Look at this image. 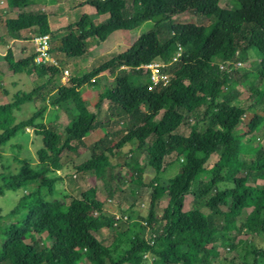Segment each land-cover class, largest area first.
<instances>
[{
  "label": "trees",
  "instance_id": "trees-1",
  "mask_svg": "<svg viewBox=\"0 0 264 264\" xmlns=\"http://www.w3.org/2000/svg\"><path fill=\"white\" fill-rule=\"evenodd\" d=\"M5 1L7 9L15 12L1 18L5 35L48 34L49 53L58 65L33 63L34 52L15 59L7 49L3 56L8 69L34 73L39 80L29 91L18 90L10 101L0 103V147L29 128L40 136L42 146L36 150L37 162L31 163L18 155L21 145L14 144L18 167L0 173V195L23 189L7 213L9 223L0 224V264H214L219 249L233 253L237 243L253 255L251 262L239 264L264 263V245L254 246L231 233L264 236V144L260 141L264 120L259 128H236L247 112L255 113V104L264 103V85L251 88L246 97L236 88L247 79L264 84V0H230L238 2L231 8L221 7L219 0H84L97 14L107 16L94 23L83 14L57 29L50 28L45 10L27 8L34 0ZM181 14L212 19L207 25L175 21ZM147 21L152 26L125 50L61 82L59 54L82 55L89 38L101 42L115 30H134ZM145 37L152 50L147 49ZM178 47L180 55L167 67L172 75L169 82L150 85L149 70L138 66L152 60L168 62ZM254 52L259 56L252 70L239 73L241 56L248 58ZM106 72L112 80L109 86L99 80ZM84 85L100 88L93 106L88 107L81 95ZM45 94H54L50 106L64 102L74 106L76 113L61 132L43 121L45 103L27 118H15L14 110ZM103 104L110 113L105 121L97 118ZM185 122L188 133H179ZM106 124L114 125L109 131L113 145L102 149L99 140H93L88 158L64 163V151H75L89 132ZM130 141L147 154L146 169L136 167L131 155L134 165L124 163L131 167L132 182L151 180L144 215L132 217L131 209L119 214L126 216L122 227L123 219L116 218V212L106 213V200H100L92 187L79 197L64 195L67 200L46 198L62 181L68 164L73 171L98 178L109 165V155ZM214 153L218 156L207 167ZM187 195L202 201L208 212L184 209ZM163 197L167 201L160 207ZM247 208L250 211L238 225ZM216 215L221 222L214 221ZM103 230L112 233L110 244L97 236ZM59 235L67 236L70 244L60 245Z\"/></svg>",
  "mask_w": 264,
  "mask_h": 264
},
{
  "label": "rangeland",
  "instance_id": "rangeland-1",
  "mask_svg": "<svg viewBox=\"0 0 264 264\" xmlns=\"http://www.w3.org/2000/svg\"><path fill=\"white\" fill-rule=\"evenodd\" d=\"M84 0H34L33 3L29 4L33 7H40V9L45 10L48 14L50 25L53 29H57L65 26L67 23H73L78 20L83 14H86L91 21L98 23L102 21L107 14H97L94 8L88 4L83 3ZM55 5V6H53ZM219 5L223 8H231L232 6L237 7L238 2L230 0H219ZM0 10L2 11V18L5 16H14L15 12L7 9L6 1L2 0L0 3ZM212 18L203 19L192 14H181L174 17L175 21L187 22L194 21L197 24L207 25ZM1 26L2 22H1ZM0 26V36H4L3 42L0 46L3 47L9 38L4 33V29ZM152 26V22L147 21L134 30H115L111 32L104 41H97L96 39L89 38L86 42L87 50L84 54L79 56H66L64 54H59L62 59V63H59V68L61 70L66 69L68 75L66 78L61 80L62 83L68 82L70 76H79L83 72L97 66L103 61L109 59L113 55L122 52L137 38L138 35L146 33L147 30ZM2 29V30H1ZM4 33V34H3ZM7 36V37H5ZM2 40V39H1ZM145 45L148 50H152V44L148 37H145ZM20 47V49H19ZM23 47V49L21 48ZM14 50L15 58L19 59L29 52H34V44L30 40L28 42H17L15 45L12 44ZM17 48V49H16ZM5 50V49H3ZM259 54L251 53V57L241 56V64L237 65L239 73L249 72L252 70V63L258 59ZM247 56V55H246ZM38 78L34 73L26 74L24 71L13 72L7 68V64L3 59V55H0V103H6L12 99L13 93L16 91H29L36 82ZM101 85H111L112 80L108 72L103 73L100 76ZM263 81L261 80H250L247 79L237 84L236 88L241 92L242 97H246L249 94V90L254 87H262ZM81 95L86 101L88 107L93 106L98 100V91L100 88L98 86H88L84 85L81 87ZM54 94H45L43 99H35L31 102H25L20 106L19 110H14V115L17 121L27 118L36 107L46 104V111L44 114V122L50 125L54 130L61 132L63 127L70 120L71 116L75 114V109L72 102H64L59 104L58 107L50 106L48 100L53 98ZM250 100H248L249 102ZM264 103L261 105L255 104L254 111L249 115H245L243 118L245 121H240L236 128L261 127L262 121L264 120ZM250 112V111H249ZM109 109L106 104H103L97 113V118L101 121H105L109 116ZM252 119L250 120V118ZM249 120V121H248ZM253 124V125H252ZM114 125L106 124L104 126H96L94 130L89 132L84 144H76L75 151H64L63 161L64 163L70 161L73 164H78L90 156L88 147L92 144L93 140H99V146L105 149L111 146L115 142V138L109 133ZM179 133L187 134L189 131L188 124L185 122L179 126L177 129ZM257 131V130H255ZM260 141L264 144V135H261ZM14 144H20L21 149L18 155L22 158L28 159L31 163L37 162L36 150L42 146L41 138L33 132L32 129H26L25 131L18 132L14 137H12L7 143L0 147V173L4 172L8 174L9 172H14L18 167L17 162L13 158V153L17 152V149L13 147ZM133 156L137 161V166L140 168H147V154L144 149H136L135 142L130 141L124 146L120 147L118 150H114L112 155H109V165L105 167L102 176L88 177L90 175L87 171L76 172L72 170V164H68L67 168H64L63 179L58 181L54 185V189L51 196H46L47 199H57V200H67L63 199L64 195L70 196H80L81 191L87 190L90 187L95 189V193L100 200L105 201V211L109 213L110 211L116 212L117 214L126 215L132 210V217L137 218L138 214L144 215L148 207V198L151 192L152 184L151 180L146 177L143 184H137L129 179L130 166L124 165L125 162L134 165L129 156ZM217 153L212 154L206 165L211 166L217 158ZM149 170V169H148ZM150 172V170H149ZM261 185V181H259ZM23 194V189L17 190H5L2 195H0V224L9 223L10 219L7 218V213L10 209L14 207L19 197ZM167 199L165 197L160 201L159 206L163 207L166 204ZM190 207H198L201 211L207 213L208 209L202 204V201H197L192 199L191 195L185 197L184 209ZM224 209V207H222ZM250 211V208L244 209L241 215L237 219V224H241ZM122 212V213H121ZM126 220H120V225L124 227ZM215 222H221L222 218L218 215L214 216ZM121 227V228H122ZM232 235L236 236L242 241L245 240L247 243L254 245H264V236L251 235L249 233H240L238 230L231 232ZM97 236L105 244H110L113 235L112 233L103 230ZM148 236V233H146ZM257 236V237H255ZM58 243L60 245H69L70 240L67 236H58ZM254 245V246H255ZM246 245L242 247L240 243H237L235 250L232 253L225 249V247L219 249V259L215 261L214 264H239L243 260L251 262L253 255H248L246 251ZM249 249V248H248ZM250 264V263H249ZM264 264V263H262Z\"/></svg>",
  "mask_w": 264,
  "mask_h": 264
},
{
  "label": "built area",
  "instance_id": "built-area-1",
  "mask_svg": "<svg viewBox=\"0 0 264 264\" xmlns=\"http://www.w3.org/2000/svg\"><path fill=\"white\" fill-rule=\"evenodd\" d=\"M34 44V57L33 63H47L57 66L58 63L54 57H52L49 53V36L48 34L36 35L32 39ZM180 55V47L177 48L176 53L172 56L170 61L164 62L162 60H152L145 64H140L138 67L147 68L149 70V79L150 85L161 84L166 85L170 78L171 73L168 71L167 67L174 61L177 60ZM237 64H241L237 62ZM61 80L67 77L68 72L66 69L62 70ZM115 217L118 219H126V216H120L119 214H115ZM145 256H147L145 254Z\"/></svg>",
  "mask_w": 264,
  "mask_h": 264
},
{
  "label": "crops",
  "instance_id": "crops-1",
  "mask_svg": "<svg viewBox=\"0 0 264 264\" xmlns=\"http://www.w3.org/2000/svg\"><path fill=\"white\" fill-rule=\"evenodd\" d=\"M0 3H2V0H0ZM34 4H35V3H34V1H33V5H34ZM53 6H55V5H53ZM27 8H30V9H38V8H40V7H37V8H36V7H33L32 5H30V6H28ZM1 13H2V11L0 10V26H1V18H2V16H3ZM12 16H13V15H12ZM12 16H9V17H12ZM4 17H5V16H4ZM47 18H48V15H47ZM48 23H49V25H50L49 18H48ZM67 24H68V23H67ZM1 28L4 29V27H2V26H1ZM50 28L53 29V28L51 27V25H50ZM2 29H1V30H2ZM4 33H5V32H4ZM4 33H3V34H4ZM21 34H22V37H21V38H11V37L8 36V37H9V38L7 39L8 41L4 44L3 47L0 46V55H1V56H2V55H3V56L5 55V52H6L7 49H10L11 52H12V55L14 56V50H15V49L12 48V44L15 45L17 42H24V41L28 42L29 40L32 42L31 39L34 37V35H33V36H32V35L30 36V31L27 32V33H25V32H21ZM26 36H29V37H26ZM2 37H4V36H0V41H1V42H3V38H2ZM5 37H7V36H5ZM1 39H2V40H1ZM1 42H0V43H1ZM21 48L23 49V47H21ZM3 49H5V50H3ZM16 49H17V48H16ZM19 49H20V47H19ZM29 53H31V52H29ZM25 55H27V54H25ZM25 55H24V56H25ZM24 56H21V57H24ZM21 57H20V58H21ZM14 58H15V56H14ZM15 59H17V58H15Z\"/></svg>",
  "mask_w": 264,
  "mask_h": 264
}]
</instances>
